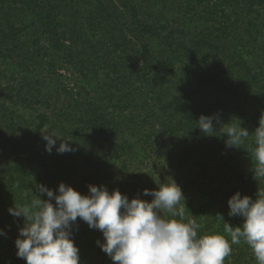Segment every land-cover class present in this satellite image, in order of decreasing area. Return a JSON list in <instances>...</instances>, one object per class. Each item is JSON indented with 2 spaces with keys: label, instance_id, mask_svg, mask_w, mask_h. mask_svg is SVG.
I'll return each instance as SVG.
<instances>
[{
  "label": "trees",
  "instance_id": "obj_1",
  "mask_svg": "<svg viewBox=\"0 0 264 264\" xmlns=\"http://www.w3.org/2000/svg\"><path fill=\"white\" fill-rule=\"evenodd\" d=\"M214 114L207 136L196 122ZM260 119L264 0H0V264H26L15 247L24 218L8 209L48 199L37 185L82 195L102 185L150 202L144 189L190 167L173 179L187 195L182 222L223 229L235 192L264 191L239 167L254 166ZM226 123L249 131L237 148L225 144ZM42 135L73 150L49 153ZM144 156L157 163L140 174ZM71 238L79 264H114L96 243L102 233L79 217Z\"/></svg>",
  "mask_w": 264,
  "mask_h": 264
},
{
  "label": "clouds",
  "instance_id": "obj_2",
  "mask_svg": "<svg viewBox=\"0 0 264 264\" xmlns=\"http://www.w3.org/2000/svg\"><path fill=\"white\" fill-rule=\"evenodd\" d=\"M214 121L219 122L218 114L201 115L196 125L203 134L213 136ZM224 125L222 135L228 147L237 148L249 136L240 124ZM254 135L255 163L251 171L264 179V119L259 120ZM42 138L49 153L53 148L60 154L73 150L65 140L57 146V138ZM36 189L48 199L34 195L29 204L8 209L13 217L24 218L15 247L16 256L26 264H79V250L71 238L78 217L90 229L102 233L104 242L96 243L114 264H224L232 252L231 245L241 240L251 248L257 264H264V191L257 192L255 200L239 191L228 199V215L243 218L239 226L224 223L229 241L219 234L198 237L200 225L194 219L182 222L184 196L174 181L156 190L144 189L143 195L152 197L150 202L129 199L118 190L109 193L102 185H88V195L62 182L55 192L44 185ZM162 213L180 219H165ZM0 235L5 233L0 230Z\"/></svg>",
  "mask_w": 264,
  "mask_h": 264
},
{
  "label": "rangeland",
  "instance_id": "obj_3",
  "mask_svg": "<svg viewBox=\"0 0 264 264\" xmlns=\"http://www.w3.org/2000/svg\"><path fill=\"white\" fill-rule=\"evenodd\" d=\"M25 113H26L25 115L27 116L28 115L27 111ZM135 133H137V130H135ZM187 144H188L187 141L179 140L175 144H173V147L176 149L185 150L188 147ZM170 153H174V152H170ZM141 154H142L141 151L137 152V155H141ZM140 161H142V164L137 163V167H138L137 172L140 174L144 171H152L154 169L155 164L157 163L156 161L152 160V158L150 156H144L143 159L139 160V162ZM252 165L253 164H250V163L244 161V162L240 163L239 167H240L241 171L247 173L248 171H250ZM133 169H136V166H134V168L130 167V170L125 173V175H126L125 177L133 175V173H134ZM191 174H192V171L190 170V167H187V168H183L181 170L172 171V173L170 175H168L165 178V180L166 181H173V179H176V178L180 179L182 177L188 179L191 176ZM174 177H176V178H174ZM220 185H221V187H224L226 189H228L230 187L229 182L225 179L220 181ZM183 196H184V204H185L187 195L183 194ZM242 196H248V195L245 194ZM199 197H200V195L196 194V196L194 197V200L199 201ZM182 204H183V201L181 202V205ZM234 217L235 216H232V218H234ZM242 222H243V218L236 216L234 219H232L230 221L229 225L235 227V226H239L240 224H242ZM198 224L201 225V222L199 221ZM211 232H213L214 234L222 235L226 239H229V241H230V237H228L224 228L218 230L216 225H213V228L211 230L205 231L203 233H202V231H200V229L197 230V233L199 235H202V236L209 235V233H211ZM231 248H232V252L228 257L225 258L226 261L224 260V263H226V264H257V261L255 259V256H254L251 248L243 240H241L240 244H232Z\"/></svg>",
  "mask_w": 264,
  "mask_h": 264
}]
</instances>
